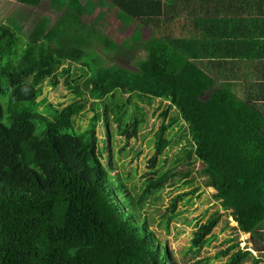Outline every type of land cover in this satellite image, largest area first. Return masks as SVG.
<instances>
[{
  "label": "trees",
  "instance_id": "1",
  "mask_svg": "<svg viewBox=\"0 0 264 264\" xmlns=\"http://www.w3.org/2000/svg\"><path fill=\"white\" fill-rule=\"evenodd\" d=\"M19 2L36 9L49 4L61 15L53 25L36 17L29 30L20 20L0 24V264H177L151 220L142 219L143 205L171 174L157 172L133 198L121 177L111 175L113 156L104 164L98 134L103 123L108 152L111 125L127 143L137 139L148 123L145 104L158 99L168 103L164 119L171 109L177 116L156 132L153 162L173 147L169 133L185 123L191 141L175 165L202 163L222 212L240 233L257 231L264 222L262 112L228 89L213 91L215 80L198 63L176 59L155 36L140 43L144 38L116 28L102 33L97 18L90 24L95 4L110 2L123 15L155 20L164 16L161 0ZM136 50L143 52L137 68L102 59ZM73 64L80 65L79 75L72 74ZM63 77L75 100L58 107L40 99L48 79L57 88ZM87 110L90 124L79 130L76 119ZM188 196L173 201L170 223ZM222 220L218 213L197 227L192 249L211 245ZM247 257L239 243L218 256L227 258L222 264H244Z\"/></svg>",
  "mask_w": 264,
  "mask_h": 264
},
{
  "label": "rangeland",
  "instance_id": "2",
  "mask_svg": "<svg viewBox=\"0 0 264 264\" xmlns=\"http://www.w3.org/2000/svg\"><path fill=\"white\" fill-rule=\"evenodd\" d=\"M52 5L45 4L36 9L22 5L19 0H0V24H12L20 20V26L24 30H29L36 22V17H48L50 25H53L61 15V11ZM141 51L127 55H114L104 57L105 65L123 64L130 68H137L140 61ZM113 61L115 63H113ZM72 74L79 75L80 65H71ZM66 78V77H65ZM65 78H61V83L57 88H52L51 80L44 83L43 96L51 104L58 107H65L75 100V95L67 88ZM82 84V81L79 82ZM127 97V96H126ZM6 100V99H5ZM83 100L90 108V95H84ZM168 106L167 102L156 100L153 106L145 104L148 123L141 129L137 139H132L129 143L124 138L116 134V126L111 125V151H106L109 138L106 133V126L103 123L98 129L101 140L100 151L106 167H109V156H113V170L111 175L120 176L126 183L133 198L145 189L148 180L156 178V173H170L172 179L165 189L158 192L148 204L143 205L142 219L151 220L152 231L157 234L163 245H167L177 264H222L227 258L219 259V253L224 247V242L220 237L205 247L201 252L192 249L196 228L207 224V222L220 213L223 216L220 228L215 232L217 235L234 237V240L242 241L237 224H235L225 213L222 212V205L216 199L218 191L207 185V179L203 177L204 166L197 163L196 166L185 161L183 165L176 166L179 156L184 152L189 141H191L188 126L185 123L177 126L169 133L173 139V147L167 151L166 155L158 159L156 164L153 159L156 154V132L160 130L163 121L177 116V111L171 109L167 111V118L164 113ZM93 113L90 110L82 113L76 119L79 130L86 129L90 124ZM189 194L187 198L178 203L176 221L170 223L169 212L173 201L182 195ZM228 226V227H227ZM242 243V242H241ZM241 247H245L244 243Z\"/></svg>",
  "mask_w": 264,
  "mask_h": 264
},
{
  "label": "crops",
  "instance_id": "3",
  "mask_svg": "<svg viewBox=\"0 0 264 264\" xmlns=\"http://www.w3.org/2000/svg\"><path fill=\"white\" fill-rule=\"evenodd\" d=\"M161 1L164 16L155 20L154 16L137 20L123 15L110 2L102 3V8L95 4L90 24L97 18L102 33H113L116 28L119 35L124 32L144 38L140 43L155 36L173 49L176 59L180 56L198 63L215 80L213 91L230 90L260 110L264 118V0ZM124 23L132 28L122 30ZM240 234L245 237L242 243L215 235L224 242L222 249L239 243L248 253L244 264H264V222L253 234ZM243 243L245 247H241Z\"/></svg>",
  "mask_w": 264,
  "mask_h": 264
}]
</instances>
